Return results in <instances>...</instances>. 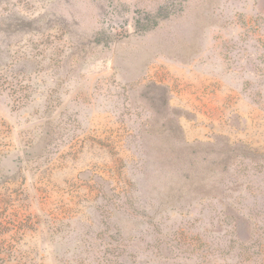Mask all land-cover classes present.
Segmentation results:
<instances>
[{
    "label": "rangeland",
    "instance_id": "374dc122",
    "mask_svg": "<svg viewBox=\"0 0 264 264\" xmlns=\"http://www.w3.org/2000/svg\"><path fill=\"white\" fill-rule=\"evenodd\" d=\"M0 264H264V0H0Z\"/></svg>",
    "mask_w": 264,
    "mask_h": 264
}]
</instances>
